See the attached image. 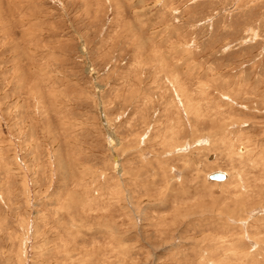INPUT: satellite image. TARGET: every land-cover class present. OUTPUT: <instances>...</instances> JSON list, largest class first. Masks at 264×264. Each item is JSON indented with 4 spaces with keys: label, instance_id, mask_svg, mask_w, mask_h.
Returning a JSON list of instances; mask_svg holds the SVG:
<instances>
[{
    "label": "rangeland",
    "instance_id": "1",
    "mask_svg": "<svg viewBox=\"0 0 264 264\" xmlns=\"http://www.w3.org/2000/svg\"><path fill=\"white\" fill-rule=\"evenodd\" d=\"M0 264H264V0H0Z\"/></svg>",
    "mask_w": 264,
    "mask_h": 264
},
{
    "label": "water",
    "instance_id": "2",
    "mask_svg": "<svg viewBox=\"0 0 264 264\" xmlns=\"http://www.w3.org/2000/svg\"><path fill=\"white\" fill-rule=\"evenodd\" d=\"M209 178L211 179H217V180H225L226 176L222 172H214L209 175Z\"/></svg>",
    "mask_w": 264,
    "mask_h": 264
},
{
    "label": "bare ground",
    "instance_id": "3",
    "mask_svg": "<svg viewBox=\"0 0 264 264\" xmlns=\"http://www.w3.org/2000/svg\"><path fill=\"white\" fill-rule=\"evenodd\" d=\"M127 173V172H126ZM211 179V178H210ZM217 180V179H216ZM220 181H222V180H220ZM231 187V186H230Z\"/></svg>",
    "mask_w": 264,
    "mask_h": 264
}]
</instances>
